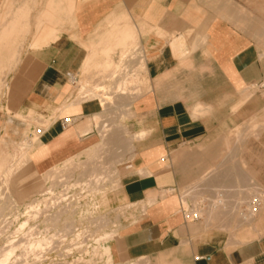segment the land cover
<instances>
[{
    "label": "crops",
    "instance_id": "obj_1",
    "mask_svg": "<svg viewBox=\"0 0 264 264\" xmlns=\"http://www.w3.org/2000/svg\"><path fill=\"white\" fill-rule=\"evenodd\" d=\"M61 18L58 37L25 52L8 78L13 110L48 115L68 98L70 107L54 119L77 118L65 130L58 122L51 124L54 119L44 126L51 124L28 155L31 175L40 177L58 160H76L71 156L85 149L75 152L78 139L93 131L99 136L86 120L92 116L93 124L99 122V100L75 98L69 89L91 49H97L93 58L100 60V44L118 23L122 36L128 31L135 40L133 55L113 57L115 64L125 66L121 76L138 67L140 54L144 68L135 69L137 78H114L111 86L130 109L126 126L129 143L133 140L130 160L119 167L115 197L126 205L141 204L142 213L118 232L112 256L143 257L150 264H264V220L259 231L252 226L255 237L235 243L206 222L217 206L204 211L206 220L187 218L181 209L187 195L179 197L180 169L184 172L186 166H170L182 147L196 146L209 148L216 160H244L251 170L255 161H263L264 176V88L262 93L250 90L264 80V0H74L71 16ZM66 73L73 74L72 82ZM94 80L105 88L102 75L86 88ZM260 121V137L226 135L240 124L251 129ZM229 145L227 151L224 146ZM231 171L217 176H244L240 168ZM18 186L29 193L40 183L29 179ZM261 201L255 212L264 206ZM251 214L239 213L248 224Z\"/></svg>",
    "mask_w": 264,
    "mask_h": 264
},
{
    "label": "rangeland",
    "instance_id": "obj_2",
    "mask_svg": "<svg viewBox=\"0 0 264 264\" xmlns=\"http://www.w3.org/2000/svg\"><path fill=\"white\" fill-rule=\"evenodd\" d=\"M48 1L49 0H0V18H4V21L9 20L8 18L14 17L15 13L19 10L20 7L24 8L27 12L26 19L28 22V28H25L26 31L23 35L21 49L22 55L29 50L47 45L49 42L57 38L61 31V16H57L56 21L55 16L53 15L54 20L50 21L52 20V17L49 16L47 14L48 11H46ZM42 13H44L46 16ZM38 18L41 22V29L39 28V31L36 33L34 31L36 20ZM2 23L0 24V28L3 25ZM122 30L124 31L125 28ZM42 37H45V40H47L44 44L42 42ZM129 39L133 40V38ZM128 42L126 41V44ZM100 45L102 46L101 49L103 52L100 55H104L105 52L108 51V49L104 47L103 42ZM124 46L126 45L124 44ZM133 46L134 40L133 42L128 43L126 47L121 46V49L123 48V50H127L124 51L125 53L123 52V55H133L134 52L131 51V48ZM119 50L120 48L118 49V47H116L112 56L114 57L115 55H117L119 59H121V57L123 59L124 56H122L121 52V56L119 55ZM96 51L97 49H91L86 59L92 56V54L94 57L95 55L97 56ZM137 54H140V52H138ZM139 56L141 57V59L137 67L138 69L139 67L141 68L140 65L144 66V60L142 58L143 55L140 54ZM112 64L117 65L116 69L118 73L111 72L110 66H107L106 70H110L109 72L115 75L111 76V73L105 74L108 71L105 72V70L102 69H99L101 73L100 71L99 73H97V68L91 70V73L89 71L88 75H85V77L88 79V82L85 81L87 82L85 86H87L91 79H93L97 75L102 74L105 87L103 88L102 93H104L109 99H107L108 101L104 100V102L100 97H97V99H101V101L99 102H102L103 104H101L102 106L99 105L101 107V111H99L100 120L98 123L93 124L91 120L92 116L89 119H86L90 122L91 127H95L97 129L99 136L97 135L96 131H93L86 136L80 137L78 139L80 148L75 152H78L84 148L85 149L78 154L71 156L72 158L77 159L76 161L69 160L67 162H64L63 164H59L61 160H58L56 161V164L59 165H56L53 162V164L50 166L52 167L51 172L52 174L56 175L51 176V179L47 177V170L41 172L40 177L31 175V166L30 163H27V161L28 155L35 149L34 147H31V149L27 148L28 151H26L25 153L23 152L27 156H24L23 159H20L25 160V158H27V160L20 167V169H18L13 177L14 183H16L17 185H21L31 179L33 180V182H35V184L40 183V186H43V188H47L49 185H51L52 182H57L58 185L53 187L57 190L63 186L68 185L70 182L74 183L77 179L83 180L88 171L96 164L101 165L102 167H106L107 176L102 182L96 185V189H99V191L91 189L90 186H81V184H76L68 190L67 196L64 200L59 202V204L55 208L49 210L47 213H43L42 215H40L36 222L41 228L44 226L47 227L49 233H53L54 231H56L57 234L61 232L65 224H73V226L77 228L76 232L82 229V227L87 226L91 233L90 236H74L73 233H66L65 236H52L53 244H51L49 248L36 249L34 250V252H31L27 256L23 257L22 255H20L22 252V246H19V244H22L25 240L28 241L30 238L31 240H33L36 238H42L43 236H29V239H27L26 236L24 240L22 239L24 238L23 236L0 235V264H48L59 261H68L71 264H132L139 261L138 264H150V262L143 257H139L136 259H126L121 257V259L118 260L112 256L111 243L117 238L118 232L122 227L133 222L136 219L137 214L142 213L139 212L141 204L126 205V203L122 202L121 200H117V198L115 197V194L118 190L117 188L119 186V167L130 160V149L132 148L131 145L133 140L129 143L131 132L126 126V119H129L130 109L124 107V98L119 97L118 92H112L113 90L111 87L114 84V78H118L115 81L117 82L118 80H121L122 77H125L126 75L128 76V72L126 71L127 73L125 72L124 76H121L122 72L125 71V66L115 64L114 62H112ZM143 66L141 69L144 68ZM120 67L123 68L121 69ZM120 69L123 71H121ZM135 69H133L131 73H135L134 76L137 78L136 72L138 70ZM141 69H139V71ZM10 74L6 78V81L0 87V139L6 142L10 141V143H18L20 142L19 140H21V131L24 127V122L19 119V117H17V114L15 116L13 115L14 113H11L7 110V104L11 102L9 100L10 98L8 97V78ZM83 74L84 73H82V75L81 73H78L74 75L75 82L74 84L72 83L70 85L69 89V91L72 89L71 95H75V90L82 92L86 88L84 86L85 82L84 80H82L85 77L81 78L83 77ZM136 83H138V80L131 85H134ZM128 87H126L124 92L128 90ZM250 90L252 93L256 91H260L261 93L263 92L262 89L258 88L255 85L251 86ZM68 101L69 99L65 98L62 104L58 107H54L52 113L48 115H38L34 112L31 119L32 128L31 126H28L25 130L24 136H27V138L35 137V129L37 127H44L47 123L55 118V116L61 111L63 107H70L68 105ZM32 111L33 110H31V112ZM26 112H30V110ZM256 115V117H259L261 120V113L260 115L256 113ZM16 117L18 120L16 119ZM8 119L10 120L8 121ZM74 119L76 121L77 118ZM257 124L258 126H255L254 128L250 127L254 130L246 128V124L244 123L240 124V128H237L232 132L228 131L226 135H232V133H234L233 135H238L241 137H260L262 136L263 132V129L261 128L262 122L260 121ZM71 127H73V125ZM102 129L104 130V132H102L103 134L100 133V130ZM224 147H228L227 151H229L230 148H232V145ZM208 149L209 148H207V151H205L204 148H199L196 146H184L180 151V155L176 159L171 158L170 166H186L184 172L180 169V172H182V182L179 188V197L183 199L185 197L184 195L186 194L187 197L185 198L189 207H192L193 209L196 208L203 210L201 216H199V218L196 220H206V213L204 211L208 210L213 205L217 206L215 207V209H213L214 211L212 214V218L206 220V222H208V225L212 228L214 227L223 230V232L228 235V239L230 241H234L235 243L246 242L256 236V233L257 231H259V227L264 220V215L262 213L264 206L262 205L257 212H254V215L251 214V225L250 223L248 224L242 221V219L240 218L241 216L239 215V213L242 215L244 214L245 216L248 214L245 210V205L246 202L249 201V199L252 197V195L257 196L258 194H261V199L264 198L263 161H255V168L254 170H251L247 169V162L244 160H216L214 158L215 155L210 154ZM91 150L93 151V153H91ZM223 156H226L225 152ZM93 157L95 159L91 160ZM74 163L75 165L72 166V169L70 170L72 174L71 176H60L61 170L65 171L67 168L71 167V164ZM238 168L241 169V173L243 172L244 176H217V174L221 172L230 173L232 172L231 170H238ZM16 188L17 190L20 189L19 186L14 187L12 184L0 188V204L5 205L0 214L7 216L9 212H15L16 216L18 215L16 219L13 218L14 221H11L9 231L18 226L21 221H27L28 223L33 222L32 219L27 215V213L25 214L23 212L25 211L24 209L27 208V204H29V202L39 197V195L33 194L31 197L21 200V197L19 195L21 192L19 191L18 193ZM16 193L18 194L19 198L15 197L17 195ZM22 194L25 195L27 193ZM93 201H97V203H93ZM88 212L91 213L89 214ZM52 214H56L57 217L53 218ZM96 217H103V223L99 231L96 230V226L92 225L90 222L96 219ZM54 219L57 220L54 221ZM245 221H247V219ZM252 226H254L257 231H255ZM20 239L22 240V242H20ZM13 240L14 242L16 241L15 243H17V246H15L12 255H10L6 262L2 263L4 259L2 260L3 256L1 257V254L3 253V250L9 246V241ZM56 241L58 242V245ZM96 241H105L106 247H99L94 253L93 246L95 245V243H97ZM1 248H3V250ZM76 257L81 258L78 263L74 261V258Z\"/></svg>",
    "mask_w": 264,
    "mask_h": 264
},
{
    "label": "bare ground",
    "instance_id": "obj_3",
    "mask_svg": "<svg viewBox=\"0 0 264 264\" xmlns=\"http://www.w3.org/2000/svg\"><path fill=\"white\" fill-rule=\"evenodd\" d=\"M73 8H74V0H49L47 2L46 11H48L47 14L52 17L51 18L52 20H50V21L54 20V16H55V20L57 21V16H61L64 14L71 16ZM42 14L45 15L44 13H42ZM26 18H27V12L25 11L24 8H21V7L15 13L14 17L8 18L9 20L4 21V18H0V24L3 22L2 23L3 25L0 28V87L6 81V78L8 77V75L10 73L12 74V72L15 70L18 63L21 61L20 59H21V55H22L21 49H22L23 35H24V32L26 31L25 28H28V26H27L28 22H27ZM56 21H55V23H56ZM34 25H35V23H34ZM39 28L41 29V22H40V19L38 18L36 20V26H35L34 32L37 33L39 31ZM125 29L127 31L128 28H125ZM119 30H120L119 24L118 23L113 24V29H111V31L107 35V38L104 41L105 42L104 45H105L106 49H108V51L105 52L106 51L105 50L104 51L105 54L99 56L100 60L94 59V58H96L95 54H94L95 57L92 54V56L94 58L92 56H90V58L86 59L84 61V64L82 65V67L80 69L81 75H82V73H84L83 77H81V78H84L85 75H88L89 71L91 73V70H94L96 68L98 70L97 73H99V71L101 69L105 70V72L108 71L105 74H109L111 72H113V73L117 72V69H116L117 65L112 64V62H113L112 61L113 60L112 54L114 53L115 48L116 47H118V49L120 48L119 55L121 52L122 56L125 57L126 55H123V54L125 53L124 51H127V50H123V48L121 49V47H119V45L124 43L127 46L128 43L133 42V40H134V37H133V40L129 39V36H127V33L129 34L128 31L124 32V33H126V36H124L125 34L122 36L121 30L120 31ZM131 35H132V32H131ZM131 38H132V36H131ZM42 40H43L42 41L43 44L47 41V40H45V37ZM126 41L127 42L129 41V42L126 44ZM124 44L122 46L126 47V46H124ZM40 45H41V42H40ZM127 48H129V47H127ZM121 50H123V51H121ZM121 59H122V57H121ZM94 62H97V63H94ZM107 66L111 67V69H110L111 72H109L110 70H106ZM140 66L142 68L143 65H140ZM120 68L122 69L123 67H120ZM141 68L139 67V69H141ZM121 71H123V70H121ZM127 72H128V77H127L128 80L131 78L133 79L135 73H131L132 70L128 71V69H127ZM100 73H101V71H100ZM113 73H111V76L115 75ZM100 75H102V74H100ZM82 80H84V82H85L88 79L85 77ZM125 80H126V78H125ZM128 80L126 81V83L128 82ZM87 82L84 83V86ZM123 89H125V88H123ZM102 90H103V87L101 86L100 81L94 80V81H91L89 88H86L82 92L75 90L74 96H75V98L79 97L81 100L88 99V98H91L94 96V98L100 97L102 99V101H104V100L106 101L108 99V97H106L102 93ZM76 91L79 93H77ZM12 92H13V90H12ZM100 98L97 100L101 101ZM99 101H98L99 105L102 106L103 105L102 102H99ZM7 110L10 111L11 113H14L13 115H15V116L17 114V117H19V119H21L24 122V127L21 131V140H19L20 142H18L16 140L18 143H10V141L6 142V141H3L0 139V188H2L4 186H9L10 184H12L14 187L18 186L16 183H14L13 177L16 174V172L18 171V169H20V167L26 162L27 158H25V160H20V159L21 158L23 159L24 156H27L24 154L26 151H28L27 148L31 149V147H34V149H35L41 144V142L37 136L36 130H35V137L27 138V136H24V133H25V130L27 129V127L31 126V128H32V124H31L32 120L31 119H32V114L34 112H31V110H30V112L15 111V110H13V108L11 106V102H9L7 104ZM17 117H16V119H17ZM56 119H54V121ZM9 120L10 119H8V121ZM73 120H75V119L73 118ZM93 120L95 122L98 120L97 114L94 116ZM54 121H52V122H54ZM12 123H13V121H12ZM29 124H31V125H29ZM102 132H104L103 129L100 130V133H102ZM95 149H96V147H95ZM91 153H93V151ZM87 154H88V152H87ZM94 159L95 158L93 157L91 160H94ZM27 163H28V161H27ZM74 165H75V163L71 164L70 165L71 167H69L70 169L67 168L65 171L61 170L60 176H63V177L69 176V175L71 176L72 174H71L70 170L72 169V166H74ZM51 169H52V167H49L46 169L47 170L46 173H48L47 177L50 179H51V176L56 175V174L55 175L52 174ZM106 176H107L106 167H104V166L102 167L101 165L96 164L93 168H91L88 171V173L86 174V176L83 180L77 179L74 183L70 182L68 185L63 186L57 190L55 188H53L56 185H58L57 182H52L51 185H49L47 188H43V186H39L38 188L34 189L33 191H31L25 195L22 194L20 187H19L20 188L19 190H17V188H16L18 193H19V191L21 192L19 194L21 197V200L26 199L28 197H31L33 194L39 195L38 198L32 200L31 202H29V204H27V208H25L24 209L25 211L23 212L25 214L27 213V215L32 219L33 222L28 223L27 221H21L18 226H16L13 230L9 231V226L11 225V221H14V219H16L18 217V215L16 216L15 212H9L7 214V216L0 214V235L1 236L2 235H5V236H23L24 238H22V239H24V240H25L26 236H27V239L30 238L29 236H43L42 238H36L33 240H31V238H30L28 241L25 240L26 242L23 241L22 244L20 243V242H22V240L20 239L21 240L19 242L20 244L19 243L18 244H19V246L20 245L22 246L21 247L22 252L20 255H22L23 257L27 256L31 252H34V250H36V249L49 248V246L51 244H53L52 243L53 242L52 236H65L66 233H70V234L73 233L74 236H90L91 233H90V230L88 229L87 226L82 227V229H80L78 232H76L77 228H75L73 226V224H65L64 228L61 230V232H59L57 234L56 231H54L53 233H49V230L47 227L44 226L41 228V227H39L38 223H36V222H37V219L40 217V215H42L43 213H47L49 210L55 208L59 204V202L64 200L67 196L68 190L71 187L75 186L76 184L77 185L81 184V186H90L91 189H93V190L95 189L96 191L97 190L99 191V189H96V185L98 183L102 182ZM61 185H62V183H61ZM17 196H18V194L15 197L19 198V196L18 197ZM93 203H97V201H93ZM4 206H5L4 204L3 205L0 204V213L2 212ZM181 209L187 218L188 217L193 218L194 215L199 216V209L189 208L188 204H186L185 201H183ZM88 213L90 214L91 212H88ZM52 217L53 218L57 217V215L52 214ZM56 220L54 219V221H56ZM102 220H103V217H98V218L96 217V219H94L93 221H90V222L92 225L96 226V230L99 231L101 228V225L103 223ZM94 232H95V230H94ZM44 236H47V237H44ZM17 241H19V240H17ZM15 242H14V240L9 241V244H8L9 246L6 244L8 247H6L4 250H3V248H1L3 250V253L1 251V253H2L1 257L3 256L2 260L4 259L2 261V263L6 262V260L10 257V255H12L15 246H17L16 245L17 243H15ZM96 242L97 243H95V245L93 246L94 253L96 252L97 248H99V247L105 248L106 247L105 241H96ZM57 245H58V242H57ZM59 255H61V254H59ZM80 259H81L80 257H76V258H74V261L76 263H78L80 261ZM138 262L132 263V264H138ZM0 263H1V261H0ZM48 264H71V263L68 261H61V262L59 261V262L48 263Z\"/></svg>",
    "mask_w": 264,
    "mask_h": 264
},
{
    "label": "built area",
    "instance_id": "obj_4",
    "mask_svg": "<svg viewBox=\"0 0 264 264\" xmlns=\"http://www.w3.org/2000/svg\"><path fill=\"white\" fill-rule=\"evenodd\" d=\"M66 76H67V78L69 79V81L70 82H72V79H73V74H71V73H66ZM256 86L258 87V88H260V89H263L264 88V80H261V81H259L258 83H256ZM75 120H73V117H71V116H64V117H62V118H57L54 122H52L51 124H53V123H55V122H58L59 123V125H60V127H61V129L62 130H65V129H67L68 127H70V126H72V124H73V122H74ZM50 124V125H51ZM49 125V126H50ZM48 126V127H49ZM47 127V128H48ZM47 128H43V127H41V126H39V127H37L35 130H36V132H37V136H38V138H41V136L45 133V131L47 130ZM261 199L260 198H258V197H255V196H252L250 199H249V201H247V203H246V205H245V208H246V211L248 212V213H254L255 212V209L257 208V207H259L260 206V204H261ZM199 218V216H196V215H194L193 216V219H198ZM97 236V235H96Z\"/></svg>",
    "mask_w": 264,
    "mask_h": 264
}]
</instances>
